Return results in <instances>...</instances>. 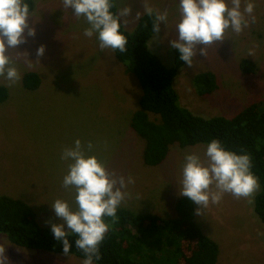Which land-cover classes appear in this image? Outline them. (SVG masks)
<instances>
[{
	"label": "rangeland",
	"instance_id": "rangeland-1",
	"mask_svg": "<svg viewBox=\"0 0 264 264\" xmlns=\"http://www.w3.org/2000/svg\"><path fill=\"white\" fill-rule=\"evenodd\" d=\"M26 2L35 36H27L26 42L10 50V54L15 57L17 51L26 52L31 67L21 53L16 64L20 81L9 87L0 76V85L7 89V98L0 103V194L29 203L41 225L60 223L51 207L56 199L66 200L73 210L77 207L75 188L63 187L71 161L62 160L61 154L80 139L82 145L89 141L93 144L87 155L97 156L110 172L123 176L125 181L129 176L134 179L124 189L130 195L119 207L161 218L175 217L174 205L182 196L185 156L196 154L206 162L207 145L173 144L160 164L145 165L144 140L129 125L141 94L136 77L125 71L110 48L100 50L96 34L91 38L84 35V29L89 27L86 19L64 8L62 0ZM116 2L119 11L125 6L132 9L129 16L121 18L128 30L137 21L136 13H144L145 2L161 12L167 11V22H161L160 32L152 35L148 46L166 65H171L174 48L169 42L178 38L179 0ZM227 2L231 7V0ZM247 2L241 0V11ZM251 2L255 5V23L246 14L249 24L239 34L229 29L223 42L208 46L206 57L199 52L193 57L192 69L186 64L179 69L174 87L180 104L193 113L231 117L250 103L264 100V0ZM40 45L45 52L37 58L36 48ZM242 59L253 63L252 72L240 69ZM206 70L215 74L217 89L199 95L192 79ZM27 71L38 74L37 88L23 86L22 76ZM253 202L225 193L218 204L210 202L202 215L195 211L197 224L219 246L216 264H264V228ZM198 207L195 204V210ZM0 245L17 249L6 251L9 264L84 261L72 254L20 247L1 233Z\"/></svg>",
	"mask_w": 264,
	"mask_h": 264
},
{
	"label": "trees",
	"instance_id": "trees-1",
	"mask_svg": "<svg viewBox=\"0 0 264 264\" xmlns=\"http://www.w3.org/2000/svg\"><path fill=\"white\" fill-rule=\"evenodd\" d=\"M110 10L114 14L119 12L116 2ZM120 31L127 37V51L111 50L125 71L136 77L141 89L138 108L132 113L129 125L144 140L143 163L160 164L173 144L208 145L212 139H219L226 149L237 154H249L251 171L260 184L253 210L264 228V100L250 103L231 117L195 114L180 104L174 87V79L185 64L179 59V51L173 49L172 64L166 65L148 46L154 34L152 17L144 12L131 30L124 27L121 19ZM239 66L247 73L254 70L253 63L247 59H242ZM192 81L199 95L217 89L216 76L209 70L196 73ZM39 83L36 72L27 71L22 76L27 89H35ZM6 98L7 89L0 85V103ZM174 209L175 217L161 218L118 207L115 223L110 217L104 218L110 227L99 247L101 259L94 263L216 264L219 246L195 221L194 202L182 195ZM0 233L20 247L64 254L62 243L54 238L51 227L37 221L32 207L6 194H0ZM75 239L68 237V254L85 259L83 251L75 247Z\"/></svg>",
	"mask_w": 264,
	"mask_h": 264
},
{
	"label": "clouds",
	"instance_id": "clouds-1",
	"mask_svg": "<svg viewBox=\"0 0 264 264\" xmlns=\"http://www.w3.org/2000/svg\"><path fill=\"white\" fill-rule=\"evenodd\" d=\"M62 5L71 8L77 18L83 16L86 19L89 27L84 29V35L91 38L96 34L101 51L106 48L127 51L128 40L120 28L121 18L132 12L130 6L114 14L110 9L115 6V0H62ZM254 8L251 0L245 4L243 11L241 0H231V7L227 0H179L178 38L170 40V47L177 49L179 59L192 69L193 57L198 52L206 57L208 46L223 42L229 29L239 34L248 26L246 14L255 23L256 17L252 15ZM144 12L152 17V32L158 34L161 22H167V11L161 12L145 2ZM29 17L31 14L26 0H0V76L8 81L9 87L21 79L16 67L22 58L21 53L31 67L26 52L17 51L15 57L10 54V50H16L26 42L27 36H35ZM135 18H140L139 12ZM44 52L43 45L37 47V58ZM92 149L91 141L82 145L81 140L76 139L74 146L63 150L61 159L71 162L62 183L65 188H75L77 207L73 210L63 199H56L51 206L61 221L51 224L54 238L62 243V251L68 255V237L75 236V247L82 250L86 257L83 264H94V260L101 259L99 247L110 227L104 218H112L113 223L118 220L117 209L130 195L124 189L127 184L135 182L131 176L125 181L123 176L110 172L97 156L87 155ZM205 156L206 162L196 154H187L182 167L180 194L199 205L195 210L197 215H202L210 202L218 204L225 193L253 202L260 184L251 171L249 154H237L226 149L219 139H212L206 146ZM0 264H9L4 245H0Z\"/></svg>",
	"mask_w": 264,
	"mask_h": 264
},
{
	"label": "crops",
	"instance_id": "crops-1",
	"mask_svg": "<svg viewBox=\"0 0 264 264\" xmlns=\"http://www.w3.org/2000/svg\"><path fill=\"white\" fill-rule=\"evenodd\" d=\"M115 2H116V0H115ZM116 4H117V2H116ZM118 7V6H117ZM119 11V10H118ZM29 204V203H28ZM30 205V204H29ZM14 251H17V249H13ZM13 250H11V248H10V246H7L6 248H5V252L6 251H13ZM7 253V252H6ZM9 255V254H8Z\"/></svg>",
	"mask_w": 264,
	"mask_h": 264
}]
</instances>
